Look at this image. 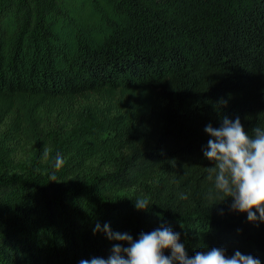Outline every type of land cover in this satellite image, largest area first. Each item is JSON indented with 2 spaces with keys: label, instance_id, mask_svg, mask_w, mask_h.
<instances>
[{
  "label": "trees",
  "instance_id": "obj_1",
  "mask_svg": "<svg viewBox=\"0 0 264 264\" xmlns=\"http://www.w3.org/2000/svg\"><path fill=\"white\" fill-rule=\"evenodd\" d=\"M80 100L73 130L88 131L56 148L62 167L20 166L21 141L42 149ZM224 117L264 129V0H0V264L128 246L97 223L133 241L169 227L189 257L216 247L264 264V222L209 178L205 128Z\"/></svg>",
  "mask_w": 264,
  "mask_h": 264
},
{
  "label": "clouds",
  "instance_id": "obj_2",
  "mask_svg": "<svg viewBox=\"0 0 264 264\" xmlns=\"http://www.w3.org/2000/svg\"><path fill=\"white\" fill-rule=\"evenodd\" d=\"M252 131L254 136L244 130L239 117L234 121L224 117L221 126L215 129L209 124L205 132L212 138L208 140L203 155L214 162L209 169V178L215 174V187L223 193L222 200L232 199L230 209L246 213L249 222H264V129L255 127ZM63 164L62 156L57 154L55 167L59 169ZM50 179L55 182V174ZM134 206L138 210L149 209L147 199L137 200ZM101 231L109 240L128 246L117 243L107 259L93 257L82 259L79 264H261L252 255L237 250L229 257L225 255V249L216 247L189 257L184 245L179 243V234L169 227L140 233L135 241L128 233H113L108 224L101 228L97 223L93 234ZM164 250H170L171 255H164Z\"/></svg>",
  "mask_w": 264,
  "mask_h": 264
},
{
  "label": "rangeland",
  "instance_id": "obj_3",
  "mask_svg": "<svg viewBox=\"0 0 264 264\" xmlns=\"http://www.w3.org/2000/svg\"><path fill=\"white\" fill-rule=\"evenodd\" d=\"M81 101V100H80ZM75 116L72 117V120L65 121L62 118L53 119L46 125V138L44 142L46 145L42 147V149L38 150V146H36V142L32 141L31 143L26 142L25 140L21 141L16 153L14 154V160L18 162L20 166H27L32 161L40 162L39 160L43 158L41 164H46L48 161H56L57 154L60 152H56V148L60 147L61 142H68L69 140H74L81 135H84L88 130L83 129L82 131L73 130L74 123H80V118L85 119L86 113L84 111V101H81L77 104L74 112ZM73 130L75 136L71 137V139H64L66 133ZM70 137V135L68 136ZM39 152H37V150Z\"/></svg>",
  "mask_w": 264,
  "mask_h": 264
}]
</instances>
